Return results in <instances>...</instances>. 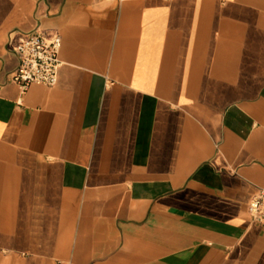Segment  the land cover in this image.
Wrapping results in <instances>:
<instances>
[{"label": "crops", "instance_id": "obj_1", "mask_svg": "<svg viewBox=\"0 0 264 264\" xmlns=\"http://www.w3.org/2000/svg\"><path fill=\"white\" fill-rule=\"evenodd\" d=\"M261 188L264 0H0V264H264Z\"/></svg>", "mask_w": 264, "mask_h": 264}, {"label": "built area", "instance_id": "obj_2", "mask_svg": "<svg viewBox=\"0 0 264 264\" xmlns=\"http://www.w3.org/2000/svg\"><path fill=\"white\" fill-rule=\"evenodd\" d=\"M62 44L63 40L59 34L48 37L39 29L19 42L16 47L19 63L12 79L22 93H26L33 84L49 87L57 84L62 65ZM248 211L254 222L264 224V188L252 198Z\"/></svg>", "mask_w": 264, "mask_h": 264}]
</instances>
